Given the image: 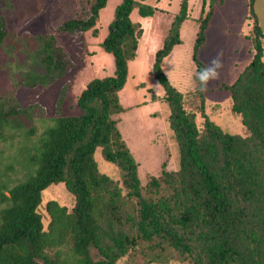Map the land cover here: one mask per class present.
<instances>
[{"label": "trees", "instance_id": "16d2710c", "mask_svg": "<svg viewBox=\"0 0 264 264\" xmlns=\"http://www.w3.org/2000/svg\"><path fill=\"white\" fill-rule=\"evenodd\" d=\"M2 1L3 10L13 9L14 0ZM107 1H80L81 15L60 21L55 32L95 34ZM188 1L181 0L150 69L169 111L178 155L175 170L167 171L164 163L160 174L142 185L114 118L125 111L119 92L141 36L130 15L137 8L140 18L151 16L155 9L149 5L121 0L115 7L100 43L112 56L114 72L86 84L76 100L79 114L61 115L63 86L54 117L37 134L20 121L31 116L33 105H20L12 94L0 98V143L10 148L17 143L18 148L0 167V264H117L124 257H137L141 264H264V32L254 16V0H247L253 20L245 36L251 59L232 83L217 87L227 92L231 114L243 131L230 134L210 119L206 92L178 91L161 69L181 43ZM223 3L201 1L191 51L199 67L205 64L198 52L215 8ZM8 36L0 15V46ZM22 42L32 69L23 72L16 88H47L73 68L53 33ZM96 151L117 167L119 179L98 170ZM61 183L74 205L68 209L46 201L44 227L38 211L42 193Z\"/></svg>", "mask_w": 264, "mask_h": 264}, {"label": "rangeland", "instance_id": "374dc122", "mask_svg": "<svg viewBox=\"0 0 264 264\" xmlns=\"http://www.w3.org/2000/svg\"><path fill=\"white\" fill-rule=\"evenodd\" d=\"M85 0H14L12 10H3L0 0V15L6 19L9 36L0 46V98L12 94L24 107L33 105L30 117H21L22 125L33 127L39 134L50 124L54 117L55 103L60 89L66 86L61 105V115H77L79 110L76 100L86 84L94 78L111 76L114 63L111 54L105 52L100 43L107 33V25L113 16L115 7L121 0H108L104 9L100 10L92 30L78 37L66 33L55 32L56 25L65 19L80 16L79 2ZM140 4L153 7V14L146 18L138 16V9L130 15L132 22L139 24L141 36L135 58L128 62V77L123 89L119 92L122 113L115 116L117 127L123 141L138 165V177L142 185L152 176L165 169L177 168V146L168 125V107L166 106L162 88L155 89L150 85L157 84L150 73L155 52L162 46L168 34L174 15L179 10L181 0H135ZM202 0H189L188 19L181 25V43L174 47L164 58L161 69L178 91L185 93L193 90L190 77L195 72L191 60V51L196 34L195 19L198 17ZM254 16L264 32V0H254ZM253 25L248 18L247 0H224L215 8L206 31L205 44L198 52L199 59L207 64L218 50L223 52V68L220 79L209 84L206 92V111L210 119L230 134L242 135L239 122L229 109L228 94L217 90L222 84H230L251 59L249 40L245 37ZM53 33L57 43L67 53L73 68L62 78L47 88L23 89L14 86L22 79L26 70L32 69L27 53L21 48L22 39L36 34ZM34 48V45H32ZM17 143L7 147L0 143V167L15 157ZM0 154V155H1ZM98 170L113 179H119L117 167L106 163L99 151L94 154ZM15 165V164H14ZM16 170L20 167L14 166ZM48 200H56L60 205L71 209L74 205L72 195L64 183L51 186L42 193L38 211L42 214L44 227L48 217L43 205ZM117 264H141L137 257H124ZM177 264V263H171Z\"/></svg>", "mask_w": 264, "mask_h": 264}, {"label": "clouds", "instance_id": "9594fccd", "mask_svg": "<svg viewBox=\"0 0 264 264\" xmlns=\"http://www.w3.org/2000/svg\"><path fill=\"white\" fill-rule=\"evenodd\" d=\"M193 65L197 69L190 77L193 90L201 93L207 92L209 84L220 79L223 68V52L222 50H218L203 67L195 65V61H193ZM150 87H154L155 89L162 88L159 83L155 86L150 85Z\"/></svg>", "mask_w": 264, "mask_h": 264}]
</instances>
